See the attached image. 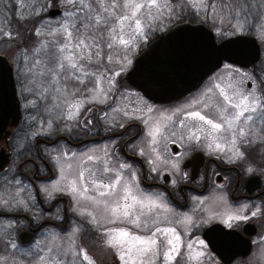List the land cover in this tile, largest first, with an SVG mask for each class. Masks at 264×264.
<instances>
[{
	"label": "flooded vegetation",
	"instance_id": "obj_1",
	"mask_svg": "<svg viewBox=\"0 0 264 264\" xmlns=\"http://www.w3.org/2000/svg\"><path fill=\"white\" fill-rule=\"evenodd\" d=\"M183 13L191 18L188 22L201 23L210 29L216 43L236 36L254 38L260 50L259 59L243 63L223 61L193 91L173 101L155 102L126 80V74L134 59L156 37L155 34L154 37L149 36L137 47L123 77L114 78L116 87L109 94L113 99H107L102 105L86 106L85 112L89 113L86 121L91 120V123L81 129L85 136L83 139L64 136L51 138L46 135L32 140L34 130L40 129V125L35 124H43L44 121L35 110L24 107L15 80L20 119L16 126L8 125L7 135L4 132L0 138V165L3 166V172H0V202H9V210L0 214V226H10L5 242L13 241L18 245L17 249L27 250L37 245L33 251L26 253L37 257L44 250L46 242L52 240L55 245V240L61 233L72 229V222L83 223L90 236L95 234L94 228L97 227H101L103 231L105 228L127 227L138 235L139 231L148 229L149 235L158 227L157 221L160 217L166 219L168 228L173 227L177 234H182V231H186L185 225L189 216L197 220L203 218L206 205L202 199L222 194L224 200H208V210L213 214L211 215L214 221L207 225H194L191 233L188 232V241L195 239L196 249L204 253L200 259L221 263L204 238V231L212 225L233 231L229 241L239 245V252H248L245 256L235 257L231 264L238 260L258 259L262 252L264 253V132L261 131L264 129V120L257 119L255 124L249 122L250 134L246 138H237L236 147L244 153L243 157H234L233 152L227 150H215L214 146L210 148V143H222L225 149L231 145L224 144L222 140L213 141L212 137L207 135L208 127L203 126L202 122L184 120V126L180 124L184 113L192 110H199L203 115L220 122L217 105L223 101L219 96V89L215 88L217 84L227 87L231 83L244 93L255 91V94L264 100L261 96V93H264L262 42L248 31L233 33L227 21L222 23L220 20L208 19L203 10L197 13L186 7L182 15ZM92 86L93 83L90 88ZM209 89H212V92L209 93ZM125 92L132 96L125 104L128 115L122 119L111 120V115L116 113L118 103ZM231 94L229 92V95ZM197 101L199 103H196ZM149 107L153 109L152 112H148ZM167 116H172V120L163 118ZM157 121L161 122L162 129L153 142L149 132ZM196 126L205 128L204 132H197V135L201 136L198 142L187 139L190 135L189 129L195 131ZM59 142L69 146L72 155L87 151L89 153H85L84 157L87 160L92 157L89 161L93 165L91 171L95 173H84L85 180L81 181V159L75 176L77 175L83 189L88 188L86 193L90 197H97L94 198L96 206L102 207L103 201L111 203L117 200L122 195L123 185L127 184L138 197L142 195L156 200L161 197L169 209H161L159 214L156 209H152L147 216L141 217L142 221L148 223V227L142 229L134 228L130 224L108 223L110 217L104 222L77 218L72 214L76 212L72 211L74 204L70 196L61 192L65 181L61 182L59 171ZM173 164H178V168H173ZM121 165L125 167L121 168ZM117 177L120 178V183L117 184L116 194L105 196L104 200H101L98 193L103 189H97L92 181L111 184ZM16 181L20 183L17 184ZM45 188L48 189L47 192ZM13 197L23 200L24 204L17 207ZM213 201L216 204H213ZM217 209L220 218H216L217 213H214ZM145 211L148 212V209ZM228 212H239L240 216L248 218L229 221ZM253 212L256 215L253 216ZM22 233L24 241L21 239ZM1 239L4 241L3 235ZM106 239L103 238L105 242ZM200 240L205 242V247L199 246ZM185 243L180 241V252L185 253ZM195 260L197 262V259Z\"/></svg>",
	"mask_w": 264,
	"mask_h": 264
},
{
	"label": "snow or ice",
	"instance_id": "obj_2",
	"mask_svg": "<svg viewBox=\"0 0 264 264\" xmlns=\"http://www.w3.org/2000/svg\"><path fill=\"white\" fill-rule=\"evenodd\" d=\"M185 2L197 13L203 10L208 19L220 20L222 23L227 21L228 27L237 31H242L246 24L252 23L253 8L258 10L257 18L264 20V0ZM178 7L177 0H0V18H3V21H0V37L15 39V36L19 35L5 30L13 17L21 22L41 17L42 13L58 17L55 21L42 19L40 26L32 29L33 35L46 36L47 39L38 41L31 49L23 50V67H18L17 73L22 77V91H27L45 102H57L53 107L66 109L65 118L73 120L79 116L86 101L101 102V97L104 100L113 99L109 93L116 87L114 77L120 74L113 73L108 68V64L114 62L113 53L124 52V55L118 58V62L123 65L127 61V53L146 41L151 34L164 28L165 22H170ZM6 12L11 15L5 16ZM261 27L264 29V25ZM102 81L111 87L103 89ZM93 82L95 87L87 88V84ZM215 88L219 89V96L223 101L217 105L220 122L203 115L199 110H192L184 113L180 124L184 126V120L202 122L203 126L208 127L207 135L212 137L213 141L222 140L224 144L231 145L225 149L222 143H210V148L214 146L215 150H227L233 152L234 157H243L244 153L236 147L237 138H246L250 134L249 122L255 124L257 119L264 120V100L258 97L255 91L244 93L231 83L227 87L217 84ZM208 92H212V89ZM229 92L232 94L229 95ZM87 93L95 95L90 96ZM261 96L264 97V93H261ZM45 106L46 110L50 111L47 103ZM147 110L153 111L151 107ZM179 111L178 109L177 112ZM125 115L128 113L125 112ZM163 118L172 120V116ZM88 123H91V120L85 121V124ZM203 126H196L195 131L189 129L190 135L187 139L198 142L201 136L197 135V132H204ZM161 129V122L157 121L149 132L153 142ZM261 131L264 132V129ZM88 159L91 160L92 157ZM123 167L125 165H121V168ZM172 167L178 168V164H173ZM0 172H3L2 165ZM79 178L81 181L85 180L83 172ZM16 183L19 184L20 181ZM119 183V177L111 184L92 181L97 189H103L98 193L101 197L115 195ZM69 186L73 193L77 192L75 182ZM45 191L48 189L45 188ZM83 191L87 192L88 188L85 187ZM13 200L17 207L24 204L23 200H16V197H13ZM102 203L110 217L108 223L130 224L137 229L148 227L147 221H142L141 217L147 216L152 209L161 207L156 199L142 195L138 197L127 184L123 185L122 195L117 200ZM145 209H148V212ZM8 210L9 202H0V214ZM252 215L256 213L253 212ZM247 218L236 215L229 216L228 219L231 221ZM93 219L95 220V217ZM102 235L107 238L108 247L116 251L121 264H155L154 258L160 254L161 249H164L165 261H171L174 258L173 253L180 255L181 237L176 234L174 228L156 227L149 235L142 236L127 227H114L105 228ZM198 244L201 248L206 246L203 240L198 241ZM187 247L191 252L193 244H188ZM203 255L202 251H197L192 258L198 259ZM80 260L92 264L83 249L80 256L70 264H79ZM40 261L41 264H51L43 256Z\"/></svg>",
	"mask_w": 264,
	"mask_h": 264
},
{
	"label": "rangeland",
	"instance_id": "obj_3",
	"mask_svg": "<svg viewBox=\"0 0 264 264\" xmlns=\"http://www.w3.org/2000/svg\"><path fill=\"white\" fill-rule=\"evenodd\" d=\"M177 4L179 5V8L177 10L181 12L186 9V7H189L188 4L185 2V0H177ZM190 9H193L192 7H189ZM195 10V9H193ZM196 11V10H195ZM197 12V11H196ZM257 12L258 10L253 8L252 9V23L246 24L243 31H248L258 37V39L262 42V59L264 60V29H262L261 25H264V20H259L257 18ZM187 16L186 13H183ZM11 13L6 12L5 16H10ZM182 15V14H181ZM190 15V14H189ZM52 20L55 21L58 19V17L50 18L47 13H42L41 17H36L34 19L28 20L26 22L18 21L13 17L11 24L7 25L5 27V30H11L14 35L16 33H19V35L15 36V39L8 38V37H0V54H3L8 59L9 63L11 64L12 68L14 69V76L15 80L18 84V91L21 97L22 102L24 103V107L28 110H35L37 112V115H40L41 118H43L44 123L37 122L35 125H40V129L34 130V133L31 135V139L35 140L36 137L39 136H46L49 135L51 138H56L57 136H64L67 138L72 139L73 138H84V132L81 129H84L86 117L89 114L88 112H85V108L88 104L93 105H102L106 100H104L103 97L100 98L101 102H93V101H86L83 105V107L80 110L79 116L76 117V119L68 120L66 119L67 111L66 109L62 110L59 108L53 107L54 101L45 102L43 100H40L38 97L32 95L31 93L27 91H22L23 85L21 83L22 77L18 76L17 69L18 67H23V50L25 48L31 49L34 46L37 45L38 41L47 39L46 36L37 37L32 34V29L35 27L40 26L41 20ZM0 21H3V18H0ZM181 21V20H177ZM167 23L165 22V25ZM167 27L162 28L159 31L154 32L150 36H153L154 34L162 33ZM241 31H234L233 33H240ZM145 42V41H143ZM137 47L132 48L127 53V61L121 65V63L118 62V58L122 57L124 55L123 51H119L118 53H113L114 56V62L108 64V68L111 70V72H119L120 74L117 77H123L124 72L127 70V68L130 66L131 60L133 56L136 54ZM130 61V62H129ZM107 63V62H106ZM92 83L87 84V88H90ZM77 87L83 88L84 85H77ZM95 87V83L93 82L92 88ZM101 87L103 89H108L111 86L107 84L105 81L101 82ZM113 91V90H112ZM112 91L109 93L111 94ZM87 95H95L94 93H87ZM128 99H132L131 94L125 92L123 96L120 99V102L118 103V106L116 108V113L111 115V120L115 119H122L125 118L127 115H125V112L128 113V110L126 109V103ZM35 102V103H33ZM46 103L47 108L50 109L46 110ZM120 115L118 116V114ZM77 121L78 124L77 125ZM57 148L60 150L57 151V153L60 156V163H59V171L61 175V182L65 181V183L62 185V194H67L70 196V200H72L74 204V208H72V211L74 210L76 213H73L77 218H86L88 220H94L95 217L96 221L104 222L106 219L109 218V215L104 210V206L98 207L95 205V199L97 198L95 195L89 196L86 192L83 191V188L78 181L77 175L75 176V173L77 171V167L79 165L80 160L82 159L81 163V172L83 173H95L91 171V168H93L92 162L87 160L84 156L85 153L88 154L89 152H83V153H76L72 155V149L67 146L64 142H59L57 145ZM72 182L76 183L77 192L73 193L70 188V184ZM64 194V195H65ZM221 196L212 195L209 197V199H202L203 204L206 205V209L203 215V218L200 220H197L191 216H189L187 224L185 225L186 231H182L181 233L176 234L181 237V242L185 243L183 247L186 248L185 253L180 252V255H174L173 259L171 261H165L163 257V251L164 249H161L160 254L154 258L155 264H222L218 261H211L208 259H204L203 261L200 259H197V262L192 257L195 256V253L198 251L196 249V240H189L188 241V232L191 233L192 227L194 225H207L210 222H213L212 219V213L208 210V200H212L213 198H222L224 200V197L222 194ZM91 198V199H90ZM101 200H104V197H101ZM157 203L161 205L160 208L156 209L157 213L159 214L160 210H168V206L164 199L161 197H158ZM217 202V201H216ZM213 204H216L215 201L212 202ZM211 203V204H212ZM225 204V202H223ZM234 210V209H233ZM221 212V209H220ZM214 213H217L216 218H220V214L218 212V209L214 211ZM212 214V215H211ZM239 212H228V216H236L239 215ZM168 221V220H167ZM157 225L160 228H168L166 219H163L160 217L157 221ZM0 227V264H41L40 257H45L46 260L50 261L51 264H70L71 261L74 259H77L80 256L81 249L84 250L90 257L92 264H121V262L117 259L116 251L106 244V242L103 240L105 236L102 235L103 229L94 228L95 234L93 236H90L89 232H87V228L82 223L78 222H72V229L68 230L65 233H61L58 238L55 240V245H53V241L46 242L44 246V250L41 251L39 256L32 257L30 255H27L26 253H29L33 251L37 245H33L27 249H17V244L13 241L5 242V236L8 234L7 231L10 229L9 224H2ZM173 228V227H171ZM139 234L142 236L148 235V229L139 231ZM1 235L4 236V241L1 239ZM7 243V244H6ZM195 243V244H194ZM188 244H193V249L188 251ZM15 245V247L13 246ZM180 245V244H179ZM21 251V252H19ZM175 254V253H173ZM179 257V258H178ZM177 258V259H176ZM79 264H88L87 261L80 260ZM233 264H264V253L262 252L261 256L256 258H250L248 260H238L235 261Z\"/></svg>",
	"mask_w": 264,
	"mask_h": 264
},
{
	"label": "water",
	"instance_id": "obj_4",
	"mask_svg": "<svg viewBox=\"0 0 264 264\" xmlns=\"http://www.w3.org/2000/svg\"><path fill=\"white\" fill-rule=\"evenodd\" d=\"M259 56V46L252 37L236 36L216 43L203 24L179 22L148 43L134 59L126 80L148 99L169 102L193 91L223 61L254 62ZM19 119L13 69L0 54V138L4 132L7 135L8 125L16 126ZM233 233L219 225L204 231L208 246L222 264H231L238 255L248 253L239 252V245L229 241ZM23 237L24 233L22 241Z\"/></svg>",
	"mask_w": 264,
	"mask_h": 264
},
{
	"label": "trees",
	"instance_id": "obj_5",
	"mask_svg": "<svg viewBox=\"0 0 264 264\" xmlns=\"http://www.w3.org/2000/svg\"><path fill=\"white\" fill-rule=\"evenodd\" d=\"M179 8V7H178ZM182 12H181V9L180 11L177 10V13L171 18L170 22L169 21H166V25L165 27H170L172 24L176 23V22H180V21H177V20H181V21H191V18L186 16V15H181ZM158 34L156 33L155 36H157ZM154 37V36H153Z\"/></svg>",
	"mask_w": 264,
	"mask_h": 264
}]
</instances>
